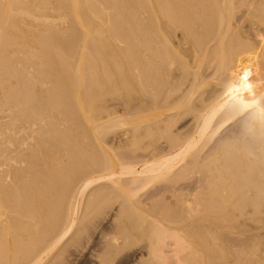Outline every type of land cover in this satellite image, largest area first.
Listing matches in <instances>:
<instances>
[{
    "label": "bare ground",
    "instance_id": "6f19581e",
    "mask_svg": "<svg viewBox=\"0 0 264 264\" xmlns=\"http://www.w3.org/2000/svg\"><path fill=\"white\" fill-rule=\"evenodd\" d=\"M237 2L0 0V264L67 260L113 205L110 253L264 264V3Z\"/></svg>",
    "mask_w": 264,
    "mask_h": 264
},
{
    "label": "rangeland",
    "instance_id": "374dc122",
    "mask_svg": "<svg viewBox=\"0 0 264 264\" xmlns=\"http://www.w3.org/2000/svg\"><path fill=\"white\" fill-rule=\"evenodd\" d=\"M240 0H238V4L240 3L239 2ZM253 1V2H252ZM255 1V2H254ZM261 1V2H260ZM258 0V2H260V3H264V0ZM243 2H246V5H247V3L249 2V3H251V4H254V3H258L256 0H251V2L250 1H244L243 0ZM248 3V4H249ZM245 5V4H244ZM239 7H241V9L239 8ZM247 7L246 6H240V4H239V6H238V8H237V15H238V17H240V14L242 13V11H243V13L242 14H244V12H245V9H246ZM241 10V11H240ZM178 34H180L179 32H177V36L176 37H180L181 36V34L180 35H178ZM175 37V36H174ZM172 38L173 39V41L176 43V41L178 40L177 38V40L175 39V38ZM178 37V38H179ZM188 59L189 60H191L192 61V58H191V56H189L188 57ZM176 69V68H175ZM182 70V69H181ZM176 71V70H175ZM174 71V72H175ZM180 73V68L178 69V67H177V71L175 72L176 74H179ZM181 73H182V71H181ZM180 73V74H181ZM215 83H216V86L213 88V89H217V88H220L219 86V84H217V80H213L212 79V82L210 83L211 85H209V86H207V88L208 89H206V91H205V94H204V96H207L208 94V92H209V88H211V90H212V86H214L215 85ZM109 95V96H108ZM108 95H106L107 97H106V105H108V107H110L109 109H111V106H114V107H118L119 108V106H121L120 108H124L125 106H122V104L119 102L120 101V98H118V100H115V99H113V101L111 100V94H108ZM108 100V101H107ZM115 100V101H114ZM113 102V103H112ZM108 103V104H107ZM117 103V104H116ZM119 103H120V105H119ZM117 105V106H116ZM188 114H190V115H185L186 117L184 118V119H180L181 121H179V123L178 124H176V127H175V129L177 128V127H179L178 129H186L187 127H189L190 126V124L192 125V123H195V121H194V118H192V115H193V117H194V113H188ZM104 115H106V114H104ZM106 118H107V116H106ZM190 123V124H189ZM181 125V126H180ZM184 125H187V126H184ZM229 128L230 127H228V129L226 128V129H222L219 133L221 134V136L222 137H226V133L228 132L227 130H229ZM226 131V133H224ZM223 133V134H222ZM224 135V136H223ZM221 136H219V134L217 133L216 135H214L213 136V138L212 139H214V141L211 139V141L208 143V145L209 146H213L217 141H218V139L220 140L222 137ZM106 137V140H107V143L111 146V133H109V134H107V136H105ZM221 137V138H220ZM217 138V139H216ZM154 138H151V137H145V139H143V141L141 142V144L143 145V144H146V145H151L150 147L152 148V143H150V142H152V140H153ZM216 139V140H215ZM165 141V143H166V141H167V144H168V142H169V139H167V138H163V140L162 139H160V141H158L159 142V145L161 146H163L164 145V143L163 142ZM158 142H157V145L156 146H158ZM211 142H213V143H211ZM150 143V144H149ZM146 145H145V147H146ZM144 146V145H143ZM149 147V148H150ZM194 179H195V176L193 177ZM193 178H192V180H193ZM191 180V181H192ZM114 206H116V205H113V208H114ZM107 209L106 210V212L105 213H101L99 216H101V217H98L99 219H102V220H99V221H101L102 223H100V226L98 227V220L96 221V223L93 225V226H96L97 225V227H93V226H89L88 227V230H87V228H86V230H87V235L89 234L90 235V237H88V236H86V230L84 231L83 230V233L81 232V234H83L82 235V237H84V234H85V239H86V241L84 242V245L81 247L80 246V249H78V250H74L73 248L74 247H71V250H70V252H72V253H70L69 251H67L68 253H66L65 252V256H66V254H68L67 256H68V258H67V260H65V261H62V262H59V263H57V264H102L101 263V261H100V259H102V258H104V257H106L107 256V263L106 264H142V261L143 260H145V259H147V254L145 255L144 253L146 252V250H144V249H142L143 248V246H142V243H136L135 245H134V243H132L131 245L130 244H123V248H121V251H120V249H119V253L120 254H118V252L116 253V252H112V253H110V250L108 249V251L105 249V247H102V246H105L106 245V243L108 244V238H106L105 236H106V234H108L109 233V231H111V229L109 228L110 226H111V218L113 217L112 216V214L114 213V210H115V208L114 209ZM110 210V211H109ZM113 210V211H112ZM108 212V213H107ZM106 213H107V216H106ZM105 218H103V217ZM80 219H82V218H80ZM84 219V218H83ZM83 219L81 220V223L83 222ZM95 219H97V217L95 218ZM80 222V221H79ZM81 223H79V225H78V227H76L77 228V230H76V228H74L73 229V232L71 233V235L69 234L68 235V237H66L67 239H65V242H64V245L67 243V242H69V240H71L72 238H74L73 237V234H74V236L75 235H78V234H76L77 232H80V231H78V228L80 227V225H81ZM257 224L258 225H260V226H264V211H262V212H259L258 213V219H257ZM89 228H91V229H89ZM104 228H106L105 230H103ZM108 229V230H107ZM107 230V231H106ZM75 231H76V233H75ZM103 232V234H104V232L106 233V234H104V235H102L101 233ZM101 234V235H100ZM103 238V239H102ZM106 239V240H105ZM100 240H105V241H103V243H105V245L104 244H102L101 242H100ZM101 243V244H100ZM138 244V245H137ZM63 245V246H64ZM102 245V246H101ZM125 245V246H124ZM128 245V247H126ZM142 248H141V247ZM101 247V248H100ZM126 247V248H125ZM101 249H102V252H100L101 251ZM100 250V251H99ZM98 252H100V253H98ZM105 252H106V255H105ZM110 254H109V253ZM116 253V254H115ZM143 253V254H142ZM57 254H58V252H57ZM56 254V255H57ZM97 254H100L101 256H102V258L101 257H99V255H97ZM118 254V255H117ZM140 262V263H139ZM144 263L143 264H145V261H143ZM52 264V261H49L47 264Z\"/></svg>",
    "mask_w": 264,
    "mask_h": 264
}]
</instances>
